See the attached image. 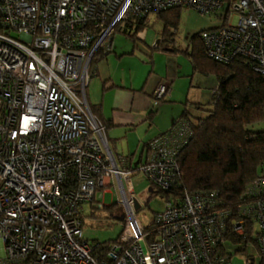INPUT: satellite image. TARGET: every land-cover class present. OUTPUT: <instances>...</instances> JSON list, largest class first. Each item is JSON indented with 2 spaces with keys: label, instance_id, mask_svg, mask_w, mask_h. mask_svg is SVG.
<instances>
[{
  "label": "built area",
  "instance_id": "obj_1",
  "mask_svg": "<svg viewBox=\"0 0 264 264\" xmlns=\"http://www.w3.org/2000/svg\"><path fill=\"white\" fill-rule=\"evenodd\" d=\"M175 8L219 13L221 25L199 33L206 56L223 65L243 59L264 77V0H0V264H224L223 234L243 237L248 221L264 256V161L236 220L215 193H184L143 226L131 178L140 172L157 191L171 190L192 123L178 119L133 168L114 156L90 111L95 56L114 34ZM169 91L159 84L154 104ZM111 187L122 230L112 242H90L83 208H106L95 195Z\"/></svg>",
  "mask_w": 264,
  "mask_h": 264
},
{
  "label": "trees",
  "instance_id": "obj_2",
  "mask_svg": "<svg viewBox=\"0 0 264 264\" xmlns=\"http://www.w3.org/2000/svg\"><path fill=\"white\" fill-rule=\"evenodd\" d=\"M155 15L162 24L160 46L175 43L180 8ZM135 25L132 32L123 31L121 34L133 40L145 27L143 20L136 21ZM171 49L181 52L178 48ZM181 53L187 56L194 72L204 76L213 74L217 86L212 93V108L205 117L190 118L185 110L180 117L192 123L193 136L179 155L174 187L169 191L155 192L150 185L152 191L149 196L158 194L166 201L171 195L181 197L184 193L213 192L220 209L229 211L228 219L236 220L244 188L257 176L264 161V77L253 71L243 59H236L227 65L211 61L206 56L199 34L191 38L189 47ZM101 55V52L98 53L92 64ZM89 108L107 131V124L92 107ZM154 112L152 109L150 115ZM258 124L262 128L253 130ZM252 230V224L248 221L243 237L225 231L221 249L226 250L227 241L256 246L255 239L251 237ZM112 241L114 239L108 242ZM248 261L249 264L253 263L250 259ZM259 264H264V256Z\"/></svg>",
  "mask_w": 264,
  "mask_h": 264
},
{
  "label": "rangeland",
  "instance_id": "obj_3",
  "mask_svg": "<svg viewBox=\"0 0 264 264\" xmlns=\"http://www.w3.org/2000/svg\"><path fill=\"white\" fill-rule=\"evenodd\" d=\"M219 13L211 15H202L191 9L181 8L180 18L175 35V45L181 52L189 47L191 38L199 34L203 30L216 28L221 25L220 19L217 17ZM145 27L142 31L138 32L135 38L132 40L121 33H116L113 36V45L111 51L117 55L129 54L123 60L125 69L129 70L128 75L133 77L135 74H140L138 70L142 68H148L151 66L149 57L151 53L157 52L153 47L158 40H160V33L162 24L156 15L151 14L144 21ZM170 45H164V48L169 49ZM178 52L177 54H170L168 56H162L158 59V66L165 67L169 70L177 69L176 63L178 62L180 71L176 78L172 76L171 79H167L165 84L169 87L172 83V79H176L174 88L173 99L170 103L157 102L155 105L154 100L150 98L151 107L165 106L163 113L155 119L159 124H167L171 118H175L169 125L168 129L180 119L182 113L188 112L190 118L205 117L207 111L211 110L212 93L216 89L217 79L213 74L204 76L198 72H194L192 65L184 53ZM177 55V56H176ZM108 60H112L114 55L111 53ZM105 65L106 62H102ZM107 68V67H105ZM113 69V64H111ZM174 70V71H175ZM176 72V73H177ZM127 74L126 70L122 72ZM141 75V74H140ZM141 76L138 78L140 79ZM146 76L143 77L145 82ZM171 86V92L173 90ZM87 94V91H86ZM169 95V94H168ZM168 95L166 100H168ZM89 101V98L87 96ZM90 103V102H89ZM149 124V123H148ZM261 124L255 125L253 130H260ZM108 138V134H107ZM113 150L114 144H110ZM119 147V146H118ZM115 153V151H114ZM139 151H137L135 159L133 161L134 168L138 167L137 157ZM132 186L137 203L140 207L136 216L143 226H146L153 219L156 212L163 209L165 198L155 194L150 197V184L146 177L138 172L131 178ZM109 192L104 194L103 197L99 193L95 195V201L99 199L106 208L102 210L92 209L91 212L86 207L83 208L82 221H83V237L84 239L92 242H106L115 239L122 230L123 222L119 219L122 215L121 206L118 204V195L115 193L114 188H110ZM155 192L157 190L155 189ZM92 207L97 208L96 204ZM225 249L230 254L225 260L224 264H249L248 259L252 260V264H259L260 259L257 253V249L251 243H225Z\"/></svg>",
  "mask_w": 264,
  "mask_h": 264
},
{
  "label": "crops",
  "instance_id": "obj_4",
  "mask_svg": "<svg viewBox=\"0 0 264 264\" xmlns=\"http://www.w3.org/2000/svg\"><path fill=\"white\" fill-rule=\"evenodd\" d=\"M159 42L160 40L156 42L157 49H155L159 53L150 54L151 60L149 62L151 66L149 69L142 68L138 70L141 75L135 74L132 79L128 75L129 70L125 69L124 63H122L126 56L132 55V52L121 55L113 53L111 51L112 39L110 50L105 54L102 53L103 55L97 58L95 64H93L92 76L86 88V99L88 96L89 107H92L97 116L108 126L106 137L108 134L107 142L111 152L116 157L129 158L133 168L137 151H139V155L136 162L139 164L147 157V144L168 130L169 125L175 119L174 117L171 118L167 124L157 123L155 119L160 113H163L165 106L153 108L150 103L155 88L164 81L167 82V79H171L172 76L176 78L177 71H180L178 62L176 63V70H169L166 66H158V59L162 56H168V53H178L173 52L171 49V47L176 48L174 47L175 43L165 44L170 45L167 49L164 48V45L160 46ZM111 53L114 57L112 60H108ZM103 61L106 62L105 65H103ZM111 64H113V69L110 68ZM124 70L127 74L122 73ZM140 76L141 78L138 79ZM144 76L147 79L144 83H141ZM174 78L171 85H169L170 90L171 86L173 88L175 84L176 79ZM173 94L174 88L172 92L169 91V98L165 101V97L164 102L170 103ZM152 109L155 112L150 115ZM110 144H114L113 150Z\"/></svg>",
  "mask_w": 264,
  "mask_h": 264
},
{
  "label": "water",
  "instance_id": "obj_5",
  "mask_svg": "<svg viewBox=\"0 0 264 264\" xmlns=\"http://www.w3.org/2000/svg\"><path fill=\"white\" fill-rule=\"evenodd\" d=\"M151 188L148 189V192H151ZM136 208H138V204H136ZM122 221V217L119 218Z\"/></svg>",
  "mask_w": 264,
  "mask_h": 264
}]
</instances>
